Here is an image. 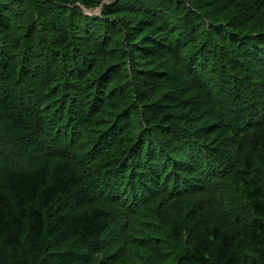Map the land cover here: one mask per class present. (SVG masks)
Here are the masks:
<instances>
[{
    "label": "trees",
    "instance_id": "obj_1",
    "mask_svg": "<svg viewBox=\"0 0 264 264\" xmlns=\"http://www.w3.org/2000/svg\"><path fill=\"white\" fill-rule=\"evenodd\" d=\"M207 2L0 0V264H264V0Z\"/></svg>",
    "mask_w": 264,
    "mask_h": 264
},
{
    "label": "rangeland",
    "instance_id": "obj_2",
    "mask_svg": "<svg viewBox=\"0 0 264 264\" xmlns=\"http://www.w3.org/2000/svg\"><path fill=\"white\" fill-rule=\"evenodd\" d=\"M207 1H209V0H205V5L206 6L208 5V2ZM108 2H110V0H104V3H108ZM100 5L102 6V4H100ZM90 10L89 11H86L90 15L91 14H96V15H100L101 14V7L100 6L98 8H95V9L92 8ZM7 13H8V19L6 20V23L8 22V24L1 25L0 26V41L6 44V43H10L12 41H14L15 43H18L19 41H17L16 38H22V40L25 39V41L28 40L27 39V37H28V34H27L28 30L27 29H28V26L32 23V21L36 20V22H37L36 14H34L33 18H31L28 13L24 12L26 14H23L22 15V19H18L19 17L16 18L17 14H14L13 12H7ZM121 15H124V14H121ZM12 17H14V19H12ZM133 19H134L133 22L137 23V22H139L142 19V17H139L138 19L137 18L135 19L133 17ZM169 29L174 34H177V35L179 34V31L177 30L178 28L175 29V28H172L171 26H169ZM202 30H204V28H202ZM164 34H165V32H162L159 35L158 33L154 32L152 30H148V31H145L144 32V36L146 35V36H150V37L151 36L153 37L154 35H157V36L159 35L158 37H160V36H163V37L167 36V35L164 36ZM42 35H43V37H42L43 39L44 38L51 39V37H52V33L50 32L49 28H46L45 30H43L42 31ZM15 43L13 45H15ZM170 59H171L172 63H175V58L174 57H171ZM162 62H165V61L163 59H161V60L160 59L159 60L153 59L152 60V58H151L150 60L145 61V63H143V65L139 69H147V68L152 67V65H156L157 66L159 63H162ZM61 68L62 67L59 65L58 69H61ZM58 74H59V71H58ZM60 75H61V77H60L61 80L60 81L65 83V79H64L65 75L64 74H60ZM138 77H139V73L136 74V78L135 79L138 80ZM139 84H141L140 81L139 82L135 81V83H134V85H137V86ZM142 89H143V86H142ZM160 93L162 94L163 92L162 91L158 92L157 95H156L157 98L161 97L160 96ZM184 120L191 121L192 119L191 118L184 117ZM198 126H199V124H198ZM20 160H21V162H20L21 165H24V166L25 165H29V162L28 161H24L22 158H20ZM160 199L161 198H156L155 199V202H159ZM150 204H151V202H150ZM178 214L179 213L176 211V215L177 216H179Z\"/></svg>",
    "mask_w": 264,
    "mask_h": 264
}]
</instances>
